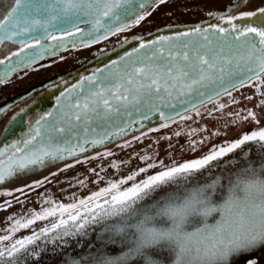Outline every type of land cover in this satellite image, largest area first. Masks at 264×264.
<instances>
[{"label":"water","instance_id":"1","mask_svg":"<svg viewBox=\"0 0 264 264\" xmlns=\"http://www.w3.org/2000/svg\"><path fill=\"white\" fill-rule=\"evenodd\" d=\"M160 1L21 0L1 28L0 38L21 45L33 38L42 42L1 64L0 82L61 50L114 34ZM241 1L218 15L231 12ZM209 22L165 26L136 35L95 60L94 64L104 66L61 99L48 142L54 151L64 150L73 158L109 148L261 78L264 52L255 41L207 30ZM75 30L62 40L43 42L52 34ZM146 196L105 215L121 214L139 205L135 221L146 230L156 224L154 216H164L167 233L183 237L178 243L182 253L178 260L185 264H206L211 256L215 263L229 264L235 259L242 263L264 242V171L259 167L236 170L222 199H210L205 189L192 186L175 196H163L154 209H145L140 203ZM191 214L194 216L189 218ZM133 244L140 249L139 242ZM120 259L107 256L104 262L119 264Z\"/></svg>","mask_w":264,"mask_h":264},{"label":"rangeland","instance_id":"2","mask_svg":"<svg viewBox=\"0 0 264 264\" xmlns=\"http://www.w3.org/2000/svg\"><path fill=\"white\" fill-rule=\"evenodd\" d=\"M230 2L213 0V9ZM174 3L153 7L135 26L154 27L174 16L189 19V4ZM251 166L264 171V77L0 200V264H106L107 256H121L119 264H185L178 260L183 237L167 233L164 216H154L156 224L146 230L135 221L139 205L105 213L145 194L140 205L154 209L163 196L192 186L222 199L234 172ZM56 232L61 234L38 242ZM253 254L229 264H264V242ZM206 264L221 263L211 256Z\"/></svg>","mask_w":264,"mask_h":264},{"label":"flooded vegetation","instance_id":"3","mask_svg":"<svg viewBox=\"0 0 264 264\" xmlns=\"http://www.w3.org/2000/svg\"><path fill=\"white\" fill-rule=\"evenodd\" d=\"M20 1L0 0V30L12 17ZM170 1L161 0L153 7L160 9L159 7L164 8V5L171 6L173 2L168 4ZM236 2L237 0H231L224 7L217 6V9H213V0L209 2L208 0H176L175 5L189 4V19L174 16L154 27L147 25L150 28L141 29L140 26H135L151 11L152 7L135 22L108 37L94 43L61 50L0 82V200L18 194L24 188L42 184L53 174L106 149L68 158V152L62 150L59 153L57 148L55 152L48 142H50L51 132L55 130L57 110L64 94L104 66L101 63L94 64L95 60L128 44L129 38L165 26L209 20L207 30L231 32L243 38L249 37L264 52V0H242L232 8L231 12L218 15L220 12H226ZM217 4L221 5L219 2H216ZM166 13L171 14V11ZM134 29L137 30L130 32ZM77 31L52 34L43 42L50 44ZM41 42L40 39L33 38L21 45L0 38V65L28 48L41 45ZM161 125L166 124L158 126Z\"/></svg>","mask_w":264,"mask_h":264},{"label":"bare ground","instance_id":"4","mask_svg":"<svg viewBox=\"0 0 264 264\" xmlns=\"http://www.w3.org/2000/svg\"><path fill=\"white\" fill-rule=\"evenodd\" d=\"M136 200V199H135ZM128 205H129V203H128ZM128 205H122V206H120V208H123V207H125V206H128ZM73 225V224H72ZM70 226V225H69ZM69 226H68V228H69ZM73 227V226H72ZM68 228H66L65 230H62L61 232H63V231H68Z\"/></svg>","mask_w":264,"mask_h":264}]
</instances>
